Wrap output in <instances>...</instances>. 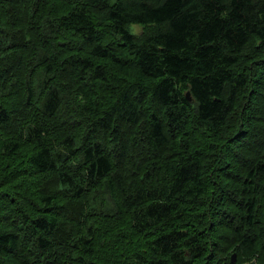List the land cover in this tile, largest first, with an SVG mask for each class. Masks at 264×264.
Masks as SVG:
<instances>
[{
  "label": "trees",
  "instance_id": "trees-1",
  "mask_svg": "<svg viewBox=\"0 0 264 264\" xmlns=\"http://www.w3.org/2000/svg\"><path fill=\"white\" fill-rule=\"evenodd\" d=\"M0 200V264H264V0H0Z\"/></svg>",
  "mask_w": 264,
  "mask_h": 264
},
{
  "label": "water",
  "instance_id": "water-1",
  "mask_svg": "<svg viewBox=\"0 0 264 264\" xmlns=\"http://www.w3.org/2000/svg\"><path fill=\"white\" fill-rule=\"evenodd\" d=\"M187 97H189V94L188 93H187ZM231 262L232 263H235L236 262V254L235 253H233L231 255ZM242 264H258V262H257L256 258H253L252 260L247 261V262H244Z\"/></svg>",
  "mask_w": 264,
  "mask_h": 264
},
{
  "label": "rangeland",
  "instance_id": "rangeland-1",
  "mask_svg": "<svg viewBox=\"0 0 264 264\" xmlns=\"http://www.w3.org/2000/svg\"><path fill=\"white\" fill-rule=\"evenodd\" d=\"M139 26L138 25H132L130 26V31L133 33H138L139 32Z\"/></svg>",
  "mask_w": 264,
  "mask_h": 264
},
{
  "label": "bare ground",
  "instance_id": "bare-ground-1",
  "mask_svg": "<svg viewBox=\"0 0 264 264\" xmlns=\"http://www.w3.org/2000/svg\"><path fill=\"white\" fill-rule=\"evenodd\" d=\"M38 71V70H37ZM36 73V72H35ZM95 96V95H94ZM56 104V103H55ZM63 115V114H62ZM61 121V120H60ZM1 201V200H0ZM1 204V203H0ZM8 207V206H7ZM30 243V242H29ZM26 249V248H25ZM23 251V250H22ZM29 252V251H28ZM39 257V256H38Z\"/></svg>",
  "mask_w": 264,
  "mask_h": 264
}]
</instances>
